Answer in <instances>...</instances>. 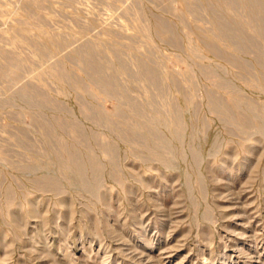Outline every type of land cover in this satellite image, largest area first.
Here are the masks:
<instances>
[{
  "label": "rangeland",
  "instance_id": "374dc122",
  "mask_svg": "<svg viewBox=\"0 0 264 264\" xmlns=\"http://www.w3.org/2000/svg\"><path fill=\"white\" fill-rule=\"evenodd\" d=\"M0 264H264V0H0Z\"/></svg>",
  "mask_w": 264,
  "mask_h": 264
}]
</instances>
